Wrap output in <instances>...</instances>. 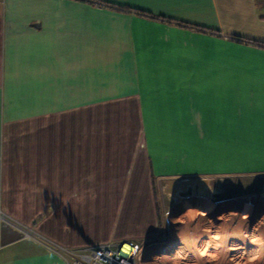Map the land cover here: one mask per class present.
I'll return each instance as SVG.
<instances>
[{
  "label": "crops",
  "instance_id": "obj_1",
  "mask_svg": "<svg viewBox=\"0 0 264 264\" xmlns=\"http://www.w3.org/2000/svg\"><path fill=\"white\" fill-rule=\"evenodd\" d=\"M110 2L0 0V211L61 247L150 239L225 151L264 178L263 0ZM0 264L65 263L0 223Z\"/></svg>",
  "mask_w": 264,
  "mask_h": 264
},
{
  "label": "rangeland",
  "instance_id": "obj_2",
  "mask_svg": "<svg viewBox=\"0 0 264 264\" xmlns=\"http://www.w3.org/2000/svg\"><path fill=\"white\" fill-rule=\"evenodd\" d=\"M224 159L225 170L235 168V171L197 176L199 179L205 180V183L201 185V187L197 183L182 186V182H179L180 186L172 193L163 190L167 185L165 180H157L154 183L153 196L155 197V201H153L158 209L157 219L154 214L152 215L153 231H156L155 235L145 241L127 240L138 242L143 247L147 248L144 258L142 257V262H146L147 260L151 262L155 258V253L173 242L180 241V239H182L181 236L171 233L172 225L176 224V226H179V224L182 225L189 221L191 218L188 216L192 213H194L195 216L201 213L199 216L211 221L215 219L214 211L219 213L220 217L236 214L238 215V219L240 216L243 220H247L252 228L254 227L253 224H257L259 220H264V178H236V151H225ZM148 191L149 190H147V192ZM149 200H151V197ZM169 216L171 217L169 218ZM226 218L218 219V226H214L211 222L213 225L210 223L208 230H218L217 227H223V225L231 222L233 223L234 220L232 221ZM196 224L195 221L194 225ZM32 226L34 228V225ZM199 226L200 228L202 227V229L204 228V226ZM125 228L128 232H141L143 229L141 225L132 223L127 224ZM204 229H207V227ZM246 232L249 235L254 234L248 231ZM214 233L215 231L211 234ZM189 258L190 257L186 259V257H184L183 260L180 257L179 260L186 264V262H190ZM190 259L195 258L193 257Z\"/></svg>",
  "mask_w": 264,
  "mask_h": 264
},
{
  "label": "bare ground",
  "instance_id": "obj_3",
  "mask_svg": "<svg viewBox=\"0 0 264 264\" xmlns=\"http://www.w3.org/2000/svg\"><path fill=\"white\" fill-rule=\"evenodd\" d=\"M201 185L199 186L201 187ZM214 214L213 221L192 213L187 215L191 218L189 221L182 225L179 224V226L173 224L171 233L181 236L182 239L155 253V258L151 262L147 260L141 263L185 264V262H180V257L183 260L184 257L186 259L194 257L195 259L189 258L190 262H186V264H264V220H259L257 224H253L252 228L247 220H243L240 216L238 219L236 214H230L226 216L227 218L220 217L216 211ZM224 218L234 221L233 223L230 221L231 223L223 225V227H217L218 230H214L215 233L211 234L214 231L208 230L209 224L212 222L214 226H218L217 220ZM195 221L196 225H194ZM198 224L204 228L207 227V229L200 228ZM246 231L256 235H249Z\"/></svg>",
  "mask_w": 264,
  "mask_h": 264
},
{
  "label": "built area",
  "instance_id": "obj_4",
  "mask_svg": "<svg viewBox=\"0 0 264 264\" xmlns=\"http://www.w3.org/2000/svg\"><path fill=\"white\" fill-rule=\"evenodd\" d=\"M94 7H111L110 0H81ZM264 2V0H263ZM0 223L16 230L23 238L36 241L58 255L65 264H142L147 251L138 242L116 241L77 248L61 247L27 226L0 211ZM127 245V246H125Z\"/></svg>",
  "mask_w": 264,
  "mask_h": 264
},
{
  "label": "water",
  "instance_id": "obj_5",
  "mask_svg": "<svg viewBox=\"0 0 264 264\" xmlns=\"http://www.w3.org/2000/svg\"><path fill=\"white\" fill-rule=\"evenodd\" d=\"M169 182H170L171 191L173 193L175 191V189L180 186V183L179 182H173V181H169ZM193 183H197V184L201 185V184L205 183V180L199 179V178L186 179L185 181H182V186H185L187 184L191 185Z\"/></svg>",
  "mask_w": 264,
  "mask_h": 264
}]
</instances>
